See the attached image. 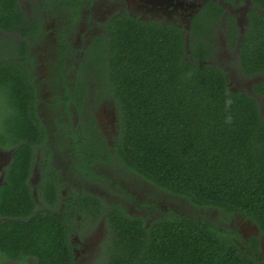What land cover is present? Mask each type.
I'll return each mask as SVG.
<instances>
[{"label": "trees", "instance_id": "16d2710c", "mask_svg": "<svg viewBox=\"0 0 264 264\" xmlns=\"http://www.w3.org/2000/svg\"><path fill=\"white\" fill-rule=\"evenodd\" d=\"M253 4L264 9V0ZM204 10L209 23L224 12L213 0ZM24 15L19 0H0L1 31L21 36ZM107 31V42L95 41L92 68L96 78H107L122 128L116 159L108 150L102 159L195 207L242 213L264 233L261 106L252 95L232 91L226 71L208 62L213 43L203 44L199 23L192 24L189 47L175 24L167 27L127 14H118ZM207 40L212 41L211 34ZM21 47L26 50L25 44ZM239 66L245 75L264 71V17L257 10L250 12ZM29 77L15 59L0 64V94L10 109L0 144L16 147L0 187V255L22 264H66L72 260L70 222L56 207L58 191L46 196L47 207L35 200L29 183L35 138L46 136ZM229 95L233 104L226 109ZM229 115L230 124L225 122ZM92 124L95 128L94 118ZM81 197L79 203L104 204L97 195ZM101 212L110 230L107 264H264L207 220L175 216L147 226L116 204H107L105 211L101 206Z\"/></svg>", "mask_w": 264, "mask_h": 264}, {"label": "flooded vegetation", "instance_id": "af4514ba", "mask_svg": "<svg viewBox=\"0 0 264 264\" xmlns=\"http://www.w3.org/2000/svg\"><path fill=\"white\" fill-rule=\"evenodd\" d=\"M208 1L81 0L80 5H77V0H35L34 7L27 11L23 0H19L25 14L21 36L0 30V64L15 59L17 64L25 67L37 95L36 113L46 136L39 140L35 138L34 164L29 183L32 185L35 200L39 203L46 202L47 207L50 206V197L46 196L58 191L59 201L56 207L70 222L68 230L72 260L66 264H107L110 253L106 249L110 230L106 216L101 212V206L105 211L107 204L119 205L128 214L141 217L147 226L157 220L175 216L197 217L210 221L242 249L264 259V233L244 214L195 207L183 197L180 198L186 201L185 206L170 203L159 209L148 199H138L141 192L147 197L143 188L135 193L116 183L99 169L104 167L118 176L134 177L141 185L150 186L152 191L148 198L151 200L156 193H165L131 172H120L102 159L107 150L112 152L116 159L115 146L122 126L117 102L106 90L107 78H102L104 83L99 87L98 83L102 79L94 76L92 64L93 52L98 44L95 43L96 39L100 37L102 41L107 42L108 26L118 14H127L167 27L175 24L185 32L186 45L189 47L190 30L193 22L197 21L201 27L202 35L199 38L203 44L213 43L214 54L208 62L222 67L226 71L230 87H233L230 69L222 64L212 63L219 43H222L226 52L236 55L234 60L239 65L240 44L250 25V12L257 10L264 17V9L256 8L253 0H213L224 12L217 22L209 23L210 17L204 10ZM62 2L69 5L70 9L65 10ZM233 22L237 30L232 28ZM208 25L212 28H208ZM236 32L237 40L233 38ZM209 34L212 35V41L207 40ZM19 42L26 45L25 51ZM87 56L88 59L85 60ZM233 73L236 79L241 80L238 81L239 86H242L243 82L246 87L248 81L253 83L250 88L252 91L247 93L259 101L264 117V107L261 104V101H264V71L245 75L240 69ZM107 102L111 106L110 115H107L103 123H99L96 111L101 104ZM9 110L7 101L0 94V134L7 124ZM93 118L96 121V129L92 124ZM12 144L13 142L7 146L0 144V187L5 183L7 168L12 163L16 151ZM93 173L96 175L93 176ZM95 182H105L109 187V194L113 185L119 190L113 195L118 196L120 201L108 202L104 194L95 193ZM88 194L99 196L104 204L79 203L81 196ZM134 201L136 203L131 204ZM139 207L144 208L145 212H138ZM2 220L0 216V223ZM30 263H33L32 259ZM0 264L22 263L18 259L0 255Z\"/></svg>", "mask_w": 264, "mask_h": 264}, {"label": "rangeland", "instance_id": "374dc122", "mask_svg": "<svg viewBox=\"0 0 264 264\" xmlns=\"http://www.w3.org/2000/svg\"><path fill=\"white\" fill-rule=\"evenodd\" d=\"M33 1H35V0H23V5L27 11H29V9L31 7H34ZM94 7H96V6H94ZM97 16H99V15H97ZM45 54H46V52H45ZM223 54H225V56H223ZM234 56H236V55H234L232 52H230V53L226 52L225 47H223L222 43L220 42L218 52L214 56V62H212V63L222 64L223 66H226L230 69V73L232 75V80H233V82H232L233 87H231L232 91H239L240 90V91L246 92V93H247V91H252V90H250V88L252 87L253 83L250 81H248L247 87H246V83L243 81H242L243 82L242 86L238 85V81H241V80L236 79L233 71L235 73L238 70L240 71V66L238 65L237 62H235ZM5 97L6 96H4V98ZM261 104L264 107V101H261ZM110 107L111 106L109 105V102H107L106 104H101L98 107V109L96 111V116L98 118L99 123H103L105 121V118L107 117V115H110ZM104 108H107V110ZM263 114H264V110H263ZM99 169L101 172H105L108 177L113 178L116 183H118L124 187L129 188L130 190L134 191L135 193H138V191H140L143 188L144 193L147 194V197L141 192L140 194H138V199L141 201H145L148 199L151 202H153L154 204H156L159 209L163 208L164 205H167L170 203L182 205V206H185L184 204H186V201L184 199H182L180 197L178 198V197L171 195L169 193H166V192L165 193H160V192L156 193L152 197V200H151L148 198V197H150V192L152 191L150 186L141 185L134 177H129V176H125V175L118 176L114 171L105 169L104 167H100ZM96 183L97 182H95V184H94V192L95 193L104 194L106 196V200L108 202H119L120 201L118 196L113 195L114 192H119V190L116 189L113 185H111V192L109 194V187H108V185H106L105 182H99L98 184H96ZM139 200H136V201H139ZM135 203L136 202L134 201L131 204H135ZM136 206H137V204H136ZM139 210L140 211H138V212H140V213L145 212L144 208H142V207H139ZM94 240H95V236L93 237V241Z\"/></svg>", "mask_w": 264, "mask_h": 264}, {"label": "clouds", "instance_id": "9594fccd", "mask_svg": "<svg viewBox=\"0 0 264 264\" xmlns=\"http://www.w3.org/2000/svg\"><path fill=\"white\" fill-rule=\"evenodd\" d=\"M232 104H233V100L231 99V96L229 95V98L226 99V101H225L226 109H230ZM232 119H233L232 116L229 115V116L226 117L225 122L230 124V123H232Z\"/></svg>", "mask_w": 264, "mask_h": 264}]
</instances>
